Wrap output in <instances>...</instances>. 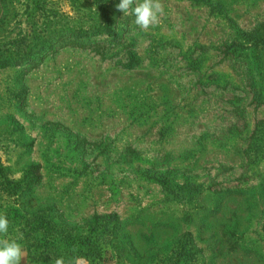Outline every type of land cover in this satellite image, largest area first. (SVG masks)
Listing matches in <instances>:
<instances>
[{"label": "rangeland", "instance_id": "1", "mask_svg": "<svg viewBox=\"0 0 264 264\" xmlns=\"http://www.w3.org/2000/svg\"><path fill=\"white\" fill-rule=\"evenodd\" d=\"M119 2L0 0L21 264H264V0Z\"/></svg>", "mask_w": 264, "mask_h": 264}, {"label": "clouds", "instance_id": "2", "mask_svg": "<svg viewBox=\"0 0 264 264\" xmlns=\"http://www.w3.org/2000/svg\"><path fill=\"white\" fill-rule=\"evenodd\" d=\"M116 8L125 16L129 13L134 15L135 24L145 32L159 23L163 12L161 0H120ZM9 224L8 217L0 214V264H21L22 258L27 257L21 243L22 237L10 238Z\"/></svg>", "mask_w": 264, "mask_h": 264}, {"label": "trees", "instance_id": "3", "mask_svg": "<svg viewBox=\"0 0 264 264\" xmlns=\"http://www.w3.org/2000/svg\"><path fill=\"white\" fill-rule=\"evenodd\" d=\"M262 229L264 230V223H263V225H262Z\"/></svg>", "mask_w": 264, "mask_h": 264}]
</instances>
